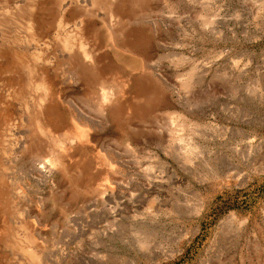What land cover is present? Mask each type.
<instances>
[{
  "label": "rangeland",
  "instance_id": "1",
  "mask_svg": "<svg viewBox=\"0 0 264 264\" xmlns=\"http://www.w3.org/2000/svg\"><path fill=\"white\" fill-rule=\"evenodd\" d=\"M0 264H264V0H0Z\"/></svg>",
  "mask_w": 264,
  "mask_h": 264
},
{
  "label": "bare ground",
  "instance_id": "2",
  "mask_svg": "<svg viewBox=\"0 0 264 264\" xmlns=\"http://www.w3.org/2000/svg\"><path fill=\"white\" fill-rule=\"evenodd\" d=\"M82 1H83V0H82ZM84 3H85V1H84ZM82 4H83V3H82ZM76 5H77V4H76ZM85 5H86V4H85ZM77 6H79V5H77ZM87 6H88V5H87ZM79 10H80V9H79ZM81 10H82V9H81ZM86 10H88V9H86ZM91 10H92V9H91ZM83 11H85V9H83ZM85 12H86V11H85ZM87 12H88V11H87ZM110 13H111V12H110ZM114 18H116V17H114ZM114 18H112V20H114ZM112 24H113V23H112ZM114 26H115V25H114ZM113 28H114V27H113ZM31 37H32V36H31ZM31 37H30V38H31ZM32 38H33V37H32ZM32 38H31V39H32ZM61 44H62V43H61ZM86 55L88 56V54H86ZM89 57H90V56H89ZM83 58H84V57H83ZM85 58H86V57H85ZM90 59H91V58H90ZM90 59H89V60H90ZM41 81H42V80H41ZM41 81H40V82H41ZM42 83H43V82H42ZM34 90H35V89H34ZM102 94H103V92H102ZM104 102H105V101H104ZM38 103H39V102H38ZM105 103H106V102H105ZM40 104H41V103H40ZM105 105H106V104H105ZM36 106H37V105H36ZM38 109H39V108H38ZM33 257H34V256H33ZM34 258H35V257H34Z\"/></svg>",
  "mask_w": 264,
  "mask_h": 264
}]
</instances>
